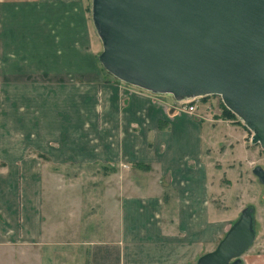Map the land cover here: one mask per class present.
<instances>
[{
  "label": "crops",
  "instance_id": "1",
  "mask_svg": "<svg viewBox=\"0 0 264 264\" xmlns=\"http://www.w3.org/2000/svg\"><path fill=\"white\" fill-rule=\"evenodd\" d=\"M81 1L0 0V264H196L240 214L209 208L201 125L209 141L217 124L240 125L204 124L170 95L103 75ZM99 165L131 171L102 239ZM83 176L94 202L75 217L79 187L55 182ZM241 261L264 264V251Z\"/></svg>",
  "mask_w": 264,
  "mask_h": 264
},
{
  "label": "water",
  "instance_id": "2",
  "mask_svg": "<svg viewBox=\"0 0 264 264\" xmlns=\"http://www.w3.org/2000/svg\"><path fill=\"white\" fill-rule=\"evenodd\" d=\"M91 22L106 73L177 101L219 96L264 149V0H91ZM254 239L246 207L196 264H240Z\"/></svg>",
  "mask_w": 264,
  "mask_h": 264
},
{
  "label": "rangeland",
  "instance_id": "3",
  "mask_svg": "<svg viewBox=\"0 0 264 264\" xmlns=\"http://www.w3.org/2000/svg\"><path fill=\"white\" fill-rule=\"evenodd\" d=\"M81 2V7L86 13L85 18L88 30H90L88 45L92 46H90L93 48L92 52L95 53V57H98L102 48L91 22V0H82ZM93 44H95V47ZM97 57L95 59L98 63ZM98 65L100 64L98 63ZM100 70L103 75L111 76L102 67ZM92 74L89 72L87 76ZM184 105L186 104H180V108L184 107ZM194 106V115L204 124L207 120H223L221 119V112L222 109H225V106L219 96L198 98L194 102ZM225 121L234 123L233 120ZM236 122H239L238 125L240 126L227 123L217 124L213 141H209L205 134L206 125H201V158L206 170L207 196L210 210L213 211L214 208L220 210L223 207L221 209L222 215L236 216L246 207L254 209L255 239L244 254L256 253L264 251V188L252 175L251 170L254 166H259L264 171V149H261L258 145H251V133L241 127L242 123L237 117ZM68 165L65 170H61V178L69 177ZM107 165L105 164V166ZM52 166V163L44 164L46 168ZM99 166L97 167L98 178L96 177V180H98V238L102 239L105 237L104 232L111 225V219L114 218L111 215L115 213L114 206L118 196L112 194V190L115 192V189L119 188L120 182L124 180L123 177L122 179L119 177L131 171L119 168L118 172L114 173L109 169L103 170ZM74 170L80 171L77 168H74ZM90 170H95V167L88 169V171ZM61 178L59 181L57 180L58 182H55L58 186L77 185L79 187L77 192H80V197L76 203H73L72 211L75 213V217L83 216L85 209L89 207L87 202H94V181L96 180L83 176L78 177L76 181L67 182V180L63 181ZM50 182H52V179H44L43 182V201L44 207L47 206V209L50 199L53 197L51 190L48 188V185H52ZM85 193H87L86 196ZM70 199L73 200L72 197ZM72 217L75 218L74 215ZM76 229H80L83 233L86 230L85 227L79 228L78 226Z\"/></svg>",
  "mask_w": 264,
  "mask_h": 264
},
{
  "label": "trees",
  "instance_id": "4",
  "mask_svg": "<svg viewBox=\"0 0 264 264\" xmlns=\"http://www.w3.org/2000/svg\"><path fill=\"white\" fill-rule=\"evenodd\" d=\"M117 82H119V81H117ZM205 97H207V96H205ZM203 99H205V98H203ZM221 119H225V120H233L234 121V123H236V124H239V122H236V117H235V115L234 114H232L229 110H227L226 108L225 109H222V112H221ZM243 126V125H242ZM244 127V126H243ZM245 128V127H244ZM247 130V129H246ZM248 131V130H247ZM38 157L40 158V159H46L44 156H42L41 154H39L38 155ZM100 168H102L103 170H105L106 168L105 167H103V166H99ZM139 167V166H138ZM140 167L143 169V170H148V168L146 167V165L144 166V164L143 165H140ZM107 170V169H106ZM240 264H243L242 263V261H241V263Z\"/></svg>",
  "mask_w": 264,
  "mask_h": 264
},
{
  "label": "built area",
  "instance_id": "5",
  "mask_svg": "<svg viewBox=\"0 0 264 264\" xmlns=\"http://www.w3.org/2000/svg\"><path fill=\"white\" fill-rule=\"evenodd\" d=\"M144 91V90H142ZM146 92V91H144ZM149 93V92H147ZM198 98H191V99H185V100H182V101H178L179 104H186L184 105L186 107V111L187 112H194L195 111V106H194V102L197 100ZM125 167V166H123Z\"/></svg>",
  "mask_w": 264,
  "mask_h": 264
}]
</instances>
